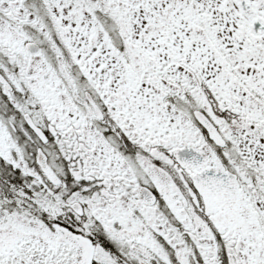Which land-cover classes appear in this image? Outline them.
<instances>
[{
    "label": "snow or ice",
    "instance_id": "obj_1",
    "mask_svg": "<svg viewBox=\"0 0 264 264\" xmlns=\"http://www.w3.org/2000/svg\"><path fill=\"white\" fill-rule=\"evenodd\" d=\"M0 264H264V0H0Z\"/></svg>",
    "mask_w": 264,
    "mask_h": 264
}]
</instances>
